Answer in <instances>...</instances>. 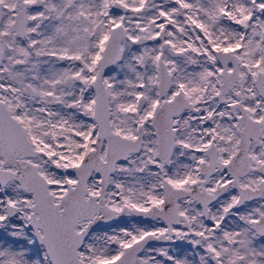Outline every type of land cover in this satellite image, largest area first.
I'll use <instances>...</instances> for the list:
<instances>
[{
  "label": "snow or ice",
  "instance_id": "1",
  "mask_svg": "<svg viewBox=\"0 0 264 264\" xmlns=\"http://www.w3.org/2000/svg\"><path fill=\"white\" fill-rule=\"evenodd\" d=\"M0 264H264V0H0Z\"/></svg>",
  "mask_w": 264,
  "mask_h": 264
}]
</instances>
